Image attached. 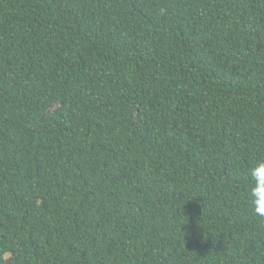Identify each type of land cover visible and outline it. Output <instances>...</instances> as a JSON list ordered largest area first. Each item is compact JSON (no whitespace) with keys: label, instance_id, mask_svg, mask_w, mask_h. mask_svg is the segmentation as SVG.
Masks as SVG:
<instances>
[{"label":"trees","instance_id":"trees-1","mask_svg":"<svg viewBox=\"0 0 264 264\" xmlns=\"http://www.w3.org/2000/svg\"><path fill=\"white\" fill-rule=\"evenodd\" d=\"M259 160L264 0H0V264H264Z\"/></svg>","mask_w":264,"mask_h":264},{"label":"clouds","instance_id":"clouds-1","mask_svg":"<svg viewBox=\"0 0 264 264\" xmlns=\"http://www.w3.org/2000/svg\"><path fill=\"white\" fill-rule=\"evenodd\" d=\"M248 174L255 182L249 190L251 210L253 214L264 217V160L257 161Z\"/></svg>","mask_w":264,"mask_h":264}]
</instances>
